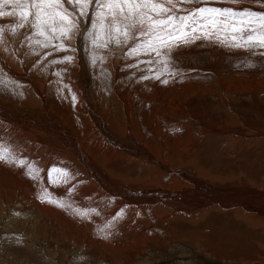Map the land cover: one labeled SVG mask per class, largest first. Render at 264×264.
Returning <instances> with one entry per match:
<instances>
[{
	"label": "bare ground",
	"instance_id": "obj_1",
	"mask_svg": "<svg viewBox=\"0 0 264 264\" xmlns=\"http://www.w3.org/2000/svg\"><path fill=\"white\" fill-rule=\"evenodd\" d=\"M85 23L48 59L15 35L30 23L0 35V151L15 161L0 162V264H264L259 91L179 90L150 112L144 145L122 114L139 101L132 71L108 58L114 39L93 61Z\"/></svg>",
	"mask_w": 264,
	"mask_h": 264
},
{
	"label": "rangeland",
	"instance_id": "obj_2",
	"mask_svg": "<svg viewBox=\"0 0 264 264\" xmlns=\"http://www.w3.org/2000/svg\"><path fill=\"white\" fill-rule=\"evenodd\" d=\"M173 4H175V8H173ZM75 6L84 13L81 19L86 22L85 26H87L84 27L86 32L88 34L91 32L92 35L96 33L98 34V37L96 36L97 39H93L92 35L90 37L91 40L88 37L91 45L90 49L92 51L91 57L93 58V55L95 56V54L101 58L110 55L106 42H112L110 40H102V36L99 35L101 34L99 24L96 29H92L91 20H89L97 11H99L96 7V0H90V2L89 0H80V3ZM165 6L172 8L173 11H179V14H185L200 6L233 8L237 10L251 8L254 11H264V4L259 2V0H202L201 4L178 3L177 0H173V3L169 4L167 3V0H165ZM14 8L17 12L13 15L15 19L10 16L5 25H12L14 23L13 19L20 21V13L22 11H35V9L30 8V6L25 7L24 0H22L20 5H0V11L4 12L12 11ZM28 18V23L31 24L33 17L29 15ZM73 18L74 14L69 17L70 20ZM76 30L77 28L72 29L71 32L68 33V38L71 36L69 40L64 36H61L59 31L51 33L48 29H45L44 35H40L37 31L30 33L26 30H19L15 35L18 39L22 40L23 45L28 44L31 46L29 47L30 49L28 48V51L31 49L37 50L28 53L27 59L33 60V58H35L34 52L40 53L48 59L51 56L53 57L54 54V56H56V53H54L55 50L61 51L64 49H57L55 47L56 45H60L59 42L65 41L69 44L75 33L74 31ZM224 35L229 34L224 33ZM93 40L96 41L95 44H93ZM36 41H40V43H37ZM45 43L49 44L47 48L42 47ZM135 43H137V41H129L127 44L121 43L117 45L114 41L111 49L114 53L108 58L115 64L124 65L132 71V79L128 81L127 86L136 92L139 101L136 107H134L130 102L126 104L123 103L122 114L132 134L135 129L139 131V135H141V137H143V133H147L145 143H143L144 145H148L150 139L155 135L153 131L143 127L150 112L153 109L165 107L175 98V94L179 90H183L185 88L193 90L194 87H201L204 84L211 82L215 86V93L218 94L219 88L217 89L216 86L219 85L218 82H221L223 83L224 90L226 91L224 93L221 92L223 94L240 93L244 96V98L242 97L243 100L246 101L248 100L250 91L257 89L259 91V95L264 98V54H261L264 53V49L226 46L225 44L220 43L217 40L216 35L213 34L211 40L201 38L196 40L194 43L177 48L170 54L172 62L166 69L162 63L165 57H158L155 52L145 54L143 50H139L136 54H132L130 49L135 46ZM42 50H45L46 52ZM37 65L42 66V63H37ZM66 68L69 73H72L75 70L73 59L71 61H66ZM170 72L172 74H170ZM158 73H163L160 80L155 79V76ZM144 76H148L149 79H143ZM163 80H167L168 83H163ZM157 87L161 89L163 99H159V97H157V93H155V89H157ZM186 90L187 89H185V92H187ZM153 93H155V95H153ZM61 96L62 99L66 97L63 92L59 95V97ZM59 100L61 99H58V101ZM254 102L255 100H253V103ZM248 109H250V107L243 109L240 108L238 112L245 110L247 111V117L254 116L255 113L253 110ZM213 114H220V112L217 109V111ZM127 115H129V117H127ZM180 142L182 144H188L186 131L182 133ZM1 245L2 244H0V246Z\"/></svg>",
	"mask_w": 264,
	"mask_h": 264
},
{
	"label": "snow or ice",
	"instance_id": "obj_3",
	"mask_svg": "<svg viewBox=\"0 0 264 264\" xmlns=\"http://www.w3.org/2000/svg\"><path fill=\"white\" fill-rule=\"evenodd\" d=\"M21 2L22 0H0V5H20ZM177 2L201 4L202 0H177ZM259 2L264 4V0ZM78 3L80 0H30L29 5V0H24V6H30L35 11H22L19 24L0 26V35L4 33L5 28H10L14 35L16 28L28 23V17L31 15L33 17L31 27L40 35H44L45 29H48L51 33L59 31L61 36L67 38V34L77 28L79 18L84 15L75 6ZM167 3L172 4L173 0H167ZM96 7L99 11L90 18L92 29H96L98 24L100 28L107 29L108 39H114L117 45L137 41L130 49L132 54H136L139 50H143L145 54L155 52L156 56L165 57L162 63L166 69L172 62L170 54L177 48L201 38L211 40L213 34L226 46L264 49V11H254L251 8L237 10L200 6L185 14H179V11L166 7L165 0H96ZM15 13V8L9 12L0 11V17L12 16ZM73 13L77 16L76 20L69 19ZM224 33L229 34L230 39L229 35ZM91 35L92 33L89 32V36ZM36 42L40 43V41ZM95 43L96 41L93 40V44ZM43 46L47 48L49 44L45 43ZM55 47L63 48V44ZM64 60L71 61L72 57L65 56ZM161 75L163 73H158L155 79L160 80ZM143 79L149 77L144 76ZM162 82L168 83L167 80ZM0 162L15 163L9 160L3 151H0ZM19 163L23 165L24 161L20 160ZM40 199L42 202L56 203L52 200L45 201L43 196ZM57 206L65 207L64 204ZM76 212L81 217L86 215V212L79 209Z\"/></svg>",
	"mask_w": 264,
	"mask_h": 264
}]
</instances>
